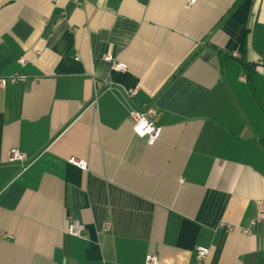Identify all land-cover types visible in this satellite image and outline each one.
<instances>
[{
	"label": "crops",
	"instance_id": "crops-1",
	"mask_svg": "<svg viewBox=\"0 0 264 264\" xmlns=\"http://www.w3.org/2000/svg\"><path fill=\"white\" fill-rule=\"evenodd\" d=\"M78 2L0 0V264H264V0Z\"/></svg>",
	"mask_w": 264,
	"mask_h": 264
},
{
	"label": "built area",
	"instance_id": "built-area-1",
	"mask_svg": "<svg viewBox=\"0 0 264 264\" xmlns=\"http://www.w3.org/2000/svg\"><path fill=\"white\" fill-rule=\"evenodd\" d=\"M76 3H79L78 0H74ZM196 0H186L185 6H192ZM238 55V54H236ZM104 60L110 62L111 69L114 71H124L126 65L123 62L115 61L111 56H104ZM22 63L24 60L20 58L18 60ZM22 75L12 74L9 76L0 75V89L5 87L8 83L16 81L18 78H21ZM134 90H129L128 93L132 94ZM156 115V110L152 107H145L144 109H131L129 112V121L131 124V129L133 133L139 137H145L149 145L153 144L160 134V127L156 126L154 123V116ZM7 160L9 162H17L20 164H25L27 161V155L25 152L21 151L18 148H10L7 153ZM70 162L81 169L86 168V162L82 160L70 159ZM264 224V208L259 210L256 216L251 220L250 225L254 224ZM224 223H222L223 225ZM227 227L231 228L229 224ZM103 231L110 230V224L108 222L104 223L102 226ZM85 231L84 224L78 219H72L68 222L66 232L69 235L83 237ZM244 233H249V228H243ZM264 243V241H262ZM208 253V249L203 246L196 248V258L198 262H203L204 258ZM143 264H159L158 256L155 253L147 254L144 258Z\"/></svg>",
	"mask_w": 264,
	"mask_h": 264
},
{
	"label": "trees",
	"instance_id": "trees-1",
	"mask_svg": "<svg viewBox=\"0 0 264 264\" xmlns=\"http://www.w3.org/2000/svg\"><path fill=\"white\" fill-rule=\"evenodd\" d=\"M228 56L230 58H235L237 59L239 62H240V65L242 67V71L244 73V77H245V80L248 84V87L250 89V92L252 94V96L254 98H256V95H255V92H254V89H253V85H252V76H253V70L248 66V64L245 62V59H244V56H243V53L242 55L240 56H237V55H233V54H228ZM226 56V57H228Z\"/></svg>",
	"mask_w": 264,
	"mask_h": 264
}]
</instances>
